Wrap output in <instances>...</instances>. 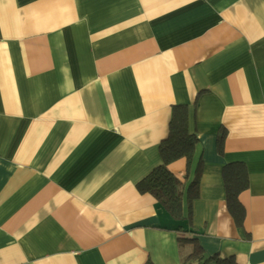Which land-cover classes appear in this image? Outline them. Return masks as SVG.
I'll return each mask as SVG.
<instances>
[{"label": "crops", "instance_id": "0c3cea01", "mask_svg": "<svg viewBox=\"0 0 264 264\" xmlns=\"http://www.w3.org/2000/svg\"><path fill=\"white\" fill-rule=\"evenodd\" d=\"M177 106L202 162L182 222L137 188ZM181 238L264 264V0H0V264H197Z\"/></svg>", "mask_w": 264, "mask_h": 264}, {"label": "trees", "instance_id": "16d2710c", "mask_svg": "<svg viewBox=\"0 0 264 264\" xmlns=\"http://www.w3.org/2000/svg\"><path fill=\"white\" fill-rule=\"evenodd\" d=\"M226 131H221L218 137L219 151H223ZM199 139L189 129V110L185 106L173 108L169 125V135L160 145L162 162L154 168L144 179L137 183L141 193H149L174 220L178 222L191 220L192 201L200 195V181L202 177V162L198 163L191 178L197 145ZM180 159L187 162L184 180L178 178L169 166ZM191 178V180H190ZM225 182L227 208L236 224L241 227L245 219V208L240 202V195L249 188V177L243 163L226 165L223 171ZM189 204V215L184 213V200ZM181 229V228H179ZM184 242L195 245L193 253L188 260L197 264H235L231 260L206 259L196 238H181ZM213 260L214 263H211Z\"/></svg>", "mask_w": 264, "mask_h": 264}]
</instances>
